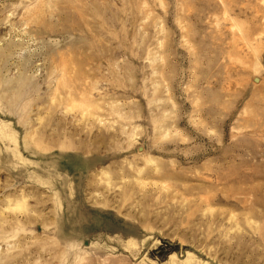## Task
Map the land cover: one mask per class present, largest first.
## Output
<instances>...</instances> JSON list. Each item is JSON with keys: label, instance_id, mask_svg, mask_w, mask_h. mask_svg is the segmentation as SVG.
<instances>
[{"label": "rangeland", "instance_id": "374dc122", "mask_svg": "<svg viewBox=\"0 0 264 264\" xmlns=\"http://www.w3.org/2000/svg\"><path fill=\"white\" fill-rule=\"evenodd\" d=\"M0 264H264V0H0Z\"/></svg>", "mask_w": 264, "mask_h": 264}]
</instances>
